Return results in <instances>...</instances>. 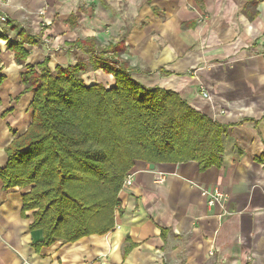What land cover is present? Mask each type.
Returning a JSON list of instances; mask_svg holds the SVG:
<instances>
[{
  "label": "crops",
  "instance_id": "obj_1",
  "mask_svg": "<svg viewBox=\"0 0 264 264\" xmlns=\"http://www.w3.org/2000/svg\"><path fill=\"white\" fill-rule=\"evenodd\" d=\"M0 13V168L33 121V94L21 95L28 70L7 46L23 31L41 38L25 45V65L49 58L52 71L88 62L75 42L123 43L135 80L229 126L221 166L137 163L115 228L73 244L36 250L43 233L22 217L23 191L0 180V264H264V0H0ZM83 78L114 82L90 68ZM216 188L225 208L203 194Z\"/></svg>",
  "mask_w": 264,
  "mask_h": 264
},
{
  "label": "trees",
  "instance_id": "obj_2",
  "mask_svg": "<svg viewBox=\"0 0 264 264\" xmlns=\"http://www.w3.org/2000/svg\"><path fill=\"white\" fill-rule=\"evenodd\" d=\"M40 42V35L24 31L19 41L7 42L17 64L28 70L21 75V95L33 94V121L5 148L7 162L0 168L5 190L23 191L22 217L32 214L29 229L43 233L36 250L110 233L125 178L137 163L195 161L201 170L222 165L229 126L175 91L135 80L123 43L75 42L88 62L52 71L49 58L25 65V45ZM89 68L112 76L113 84H86ZM4 80L1 76L0 85Z\"/></svg>",
  "mask_w": 264,
  "mask_h": 264
},
{
  "label": "built area",
  "instance_id": "obj_3",
  "mask_svg": "<svg viewBox=\"0 0 264 264\" xmlns=\"http://www.w3.org/2000/svg\"><path fill=\"white\" fill-rule=\"evenodd\" d=\"M7 21H8V18L5 17L2 13H0V24H5L7 23ZM262 55L264 57V44H263V49H262ZM201 94L203 95V97L208 98V93L205 87L201 88ZM132 181H133V175L130 174L125 178L124 186L131 185ZM163 181H164V175L159 176L158 182L161 183ZM203 194L208 197L209 206L220 205L222 208H225L226 203L228 201V195L222 190L216 188L213 191H209V192L205 191Z\"/></svg>",
  "mask_w": 264,
  "mask_h": 264
},
{
  "label": "rangeland",
  "instance_id": "obj_4",
  "mask_svg": "<svg viewBox=\"0 0 264 264\" xmlns=\"http://www.w3.org/2000/svg\"><path fill=\"white\" fill-rule=\"evenodd\" d=\"M6 17V16H5ZM6 24V23H5ZM46 43H49V41H46ZM47 45V44H46ZM59 58V55L57 54L56 55V59ZM71 58V57H70ZM78 59H81V58H78Z\"/></svg>",
  "mask_w": 264,
  "mask_h": 264
},
{
  "label": "water",
  "instance_id": "obj_5",
  "mask_svg": "<svg viewBox=\"0 0 264 264\" xmlns=\"http://www.w3.org/2000/svg\"><path fill=\"white\" fill-rule=\"evenodd\" d=\"M150 168L153 170V169H155V165L154 164H151L150 165Z\"/></svg>",
  "mask_w": 264,
  "mask_h": 264
}]
</instances>
